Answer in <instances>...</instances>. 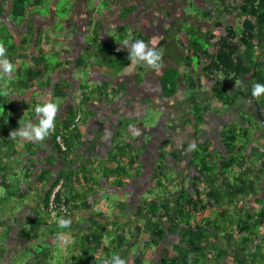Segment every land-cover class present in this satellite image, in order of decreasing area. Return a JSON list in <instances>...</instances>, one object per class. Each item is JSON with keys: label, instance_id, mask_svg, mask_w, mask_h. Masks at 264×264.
Wrapping results in <instances>:
<instances>
[{"label": "trees", "instance_id": "obj_1", "mask_svg": "<svg viewBox=\"0 0 264 264\" xmlns=\"http://www.w3.org/2000/svg\"><path fill=\"white\" fill-rule=\"evenodd\" d=\"M43 1H0V44L6 48V56L14 65L13 72L7 76L0 74V184L4 187L0 195V264H103L114 254L125 259L126 264H264V141L261 144L252 141L258 125L264 128V123L255 115L251 101L254 116L241 111L239 118L248 120L245 124L236 126L230 122L222 128L223 151L213 150L209 137L199 138L200 126L209 111L208 99L201 94V78L212 80L213 99L229 107L241 99L251 100L252 86L264 84V0H208L205 4L200 3L203 6L201 19L197 20L196 11L194 14L186 12L168 33V41L165 33L161 41L151 46L164 49L160 66L167 55L173 63L166 64L160 71L162 94L171 97L180 89V83L185 84V99L191 112L186 125L190 127L196 145L189 150V167L194 170L188 184L183 179L172 178L166 161L169 154L176 158V150L162 148L155 156L150 174L149 196H140L134 213L129 215L124 212L125 201H118L115 206L120 214L116 220H109L110 216L103 211L91 214L95 199H88V193L91 196L96 194L92 184L99 175L93 167V158L54 180L51 179V164L36 170L38 162L32 159L25 160L23 166L24 170L31 172L27 175L33 177V181L24 179L19 184L15 171L12 176L6 173L15 164H21V157L35 155L42 143H51L58 156L71 163V153L82 145V122L86 111L82 105L93 94L104 90L103 85L92 89L95 92L86 91L85 84L75 87L72 102L63 116L57 114L56 127L44 141L9 136L19 127V122H35L37 104L50 101L49 96L57 97L55 102L61 103L66 95L63 89L70 87L63 76H58L53 82L54 91L50 95L46 92L52 75L65 68L68 58H61L62 54L55 51L57 58L52 61L49 34L45 35L40 28L34 32L35 19L28 14L33 10L42 13L43 6L47 7V14L52 13L51 6L56 3L47 0L49 6ZM91 1H101L104 6L93 14H104L107 9L125 18L136 10L135 5L125 6L121 0ZM187 5L188 9L192 8L191 0ZM4 14L7 23L1 20ZM193 17L194 22L191 21ZM234 18L235 22L232 21ZM102 19L101 15L93 26L91 24L96 35V41L92 42L99 46L93 48L94 55L106 56L104 63L124 74L150 68L130 63L127 48L123 45L136 39L147 43V35L139 29L120 25L115 27L112 37L102 40ZM206 19L211 24H203L202 20ZM176 33L182 34L181 37H175ZM87 39L85 37L87 46L83 49L88 50L91 46ZM61 48L65 52L66 47ZM27 51L31 53L30 64H19L15 57L25 56ZM82 60L83 57L75 60L78 67L84 66ZM198 66L199 74L195 75ZM180 67L185 71H180ZM38 86L43 88L41 98L34 93ZM125 89V82H121L111 93L119 95ZM254 99L261 109L264 94ZM77 115L80 118L76 119ZM59 135L65 150H60L56 144ZM130 137H133L131 123L121 121L113 137L115 152H108L101 166V174L106 179L109 174L114 175L113 185L117 188H123L132 173H139L141 169L138 163L141 149L133 155L127 153L131 149ZM57 184L60 185L54 201L64 200L66 211L56 210L51 214L49 197ZM80 184L86 192L73 189ZM25 185L28 187L24 188ZM48 185L49 188L45 189ZM172 187L177 188L174 189L176 192L171 191ZM31 188L41 196L39 206L32 216L22 221L16 237L12 226L16 220L15 211L21 202L27 200ZM78 210H85L79 216L80 220L91 222L86 230L77 229ZM60 218H70L71 225L66 229L59 228L57 221ZM58 233L64 236L63 240L57 238ZM168 236H174L175 241L166 243L160 256H151L155 247L159 250V245ZM12 241L17 242V247L7 263L3 257L6 252L8 254L6 250ZM86 256L88 258L82 260Z\"/></svg>", "mask_w": 264, "mask_h": 264}, {"label": "crops", "instance_id": "obj_2", "mask_svg": "<svg viewBox=\"0 0 264 264\" xmlns=\"http://www.w3.org/2000/svg\"><path fill=\"white\" fill-rule=\"evenodd\" d=\"M197 1L202 2H199V5L194 7L195 9L193 6L192 8L190 7L187 12L194 14L196 11V18L198 20L201 17L203 11V6L200 3L205 4V1L208 0ZM88 18H90V14L88 15ZM93 18H96L95 14H93L91 19ZM88 21L89 20L87 19V22ZM93 21L94 20H92L91 23H93ZM191 21L194 22L195 18L193 17ZM232 21L235 22L236 19L234 18ZM177 23L178 21L176 24ZM202 23L209 25L211 24V21L206 19L202 20ZM168 28L169 30H167L166 36L167 41L170 38V34L168 33L171 31L173 26L169 25ZM84 29L85 25L82 26L80 31L84 33ZM114 33L115 27H113V29L108 32L102 30L100 39L103 40L110 38ZM181 35L182 34L180 33H176L175 37H181ZM82 36L84 41L86 36ZM156 42L152 44H155ZM24 55L25 56L22 57H15L16 61L21 65L28 63L31 53L27 51ZM97 55L100 56L99 53L95 56ZM64 57L65 56L62 55L61 58ZM100 57L102 59L101 62H93V65H88V67L91 75H93L91 76L93 80V84L91 85H94L97 89L103 85L104 90L101 93L96 92L93 94V96L87 100V103L82 105L84 109H86V111L84 110L85 113L82 122V145L71 153V156H73V161L71 163H67L58 156L55 146H52L51 143H42L37 149L35 155L30 154L29 156L21 157V164H15L12 170H7L6 173H9V175L12 176L11 173H14L15 171L17 174L16 177H19L18 172L24 170V161L27 159H32L33 161L38 162V164L35 165L36 170L43 165L51 164V179L54 180L61 174L64 175L67 173L69 170L78 169V166L86 159L93 158L95 160L93 167L99 175L97 177V181L92 184L96 194L91 196V194L88 193V199H95V204L91 209V214H94L96 211H103L105 214L110 216L109 220H116L120 214L118 207L115 206V204L117 205L118 201H125L124 212L129 215L134 213L137 205L139 204L138 198L140 196H149L148 189L150 187V174L154 167L155 156L158 154L159 150L164 148L166 141L169 142L171 148L168 150H176L175 159L172 158L170 154L167 156L166 162L170 168L169 175L175 179H183L182 181H184L185 184H188L189 176L192 175L194 170L193 168L189 167V145L195 141L194 137H192V131L190 127L186 125V120L191 115V112L189 109L190 105L185 99V84L180 83V89L171 97L164 96L159 86L160 71L164 69L166 64H173L169 55L163 59V66L155 68L158 70L156 72L155 69L146 67V71L134 70L127 74L107 66L106 63H104L106 56L101 55ZM69 60L64 69L52 75L51 84L48 86V89H46L47 95H50L54 91L53 82L57 80L58 76H63L66 81L70 83V87L63 89L66 95L63 101L59 103L60 107L58 114H61L62 116L64 110L74 98V83H76L75 85L77 86L84 84L83 82L79 83V79L80 73L82 75V73L85 71V68H83V66L78 67L74 59L71 61ZM28 64H30V62ZM72 69L78 70V73H72L71 76H69L73 79L71 81L66 76L64 71H67L68 73ZM199 70L200 66L195 67V75L199 74ZM180 71L183 72L185 69L180 67ZM121 82H125L126 89L119 95H113L111 93L112 90ZM200 83L203 90L201 91V94L205 99H208L209 111L207 112L203 124L200 126L199 138L201 140L204 138L207 139L209 137L213 142L212 149L214 148L215 150L221 152L223 151V143L221 138L222 128L230 122H234L236 126L245 124L248 120L241 119L239 117L241 111L243 112L242 114L254 116L252 114V103L249 98H245L241 99L239 102H237V104L231 107L222 105L212 97V91L210 89L212 80L201 78ZM42 89V87L38 86L37 89L34 90L35 95L41 98L43 95ZM49 97L51 99L50 101H52V99L54 101H58L57 97ZM147 106H152L158 111L159 114H161L158 125L152 128H143L141 121L139 122V119L142 116L143 107ZM260 111L263 116L264 106H262ZM220 115L224 117V120L210 121L212 118L211 116ZM124 120H129L131 123V129L133 131V137H130L129 139V145L131 146V149H129L130 152L127 153L128 155H133L134 153H139V149H141L138 160L141 169L139 173H132L129 183L124 185L123 188H117L113 185L114 175L109 174V176H107L108 179H106V177L101 174V166L105 162L107 153L111 151L115 152V141L113 140V137L117 127H119L121 121ZM258 126L259 129H257L253 134L252 141L256 144H261L264 141V128L260 125ZM207 129L212 131V135L210 132H207ZM154 134L158 136L157 140H155L153 137ZM50 160H52V162H50ZM20 177H22V174ZM28 179L29 181H33V177ZM23 187L25 188L28 186L25 185ZM47 188H49V185L45 187V189ZM73 189L80 193H82L83 190L86 192L82 184L73 187ZM171 191L176 192L174 191L173 187L171 188ZM40 199L41 196L37 194V191L31 188L27 200L25 202H21L19 208L15 211L16 220L12 224L14 236L17 235L16 237H18L17 231L20 228L22 221H25V217L32 216L34 214V210L38 209ZM84 212L85 210L77 211L75 224L79 230L88 229L91 223L90 220H84L83 218L80 220L79 216ZM87 213L89 214V212ZM260 231H262V227H260ZM70 232H72V230H69V233ZM173 237L174 236L166 237V240L159 245V250H157L155 247L151 253V256H160L162 249L167 246L166 243L169 244L175 241ZM69 239L70 236H68L67 240L69 241ZM62 252L63 251H61V253ZM75 253L77 252L75 251ZM86 258L88 257H83L82 260Z\"/></svg>", "mask_w": 264, "mask_h": 264}, {"label": "rangeland", "instance_id": "obj_3", "mask_svg": "<svg viewBox=\"0 0 264 264\" xmlns=\"http://www.w3.org/2000/svg\"><path fill=\"white\" fill-rule=\"evenodd\" d=\"M50 2V0H48ZM47 0L43 1V4H46V5H49ZM123 4H126V5H129V4H136L137 7L139 9L142 8V10L140 11V13L137 11V12H134L133 14H131L128 18V21H130L129 23H131L132 25H136L138 27H140L141 29H143L142 31H144L148 36H149V46L156 42L158 39H159V34L161 33V31H163V28L166 27V24L169 23V24H172L175 20L176 22L178 21L179 22V17L183 16L187 10H188V5H187V1L189 0H121ZM192 1V0H191ZM194 1V0H193ZM199 2L200 1H194L193 3V8L198 6L199 5ZM92 4L90 3H87L86 0H76L75 3H74V17H75V20L76 22L78 23H74L73 25H71V29L75 32H77V38L74 39V45L76 47V52H73V49L71 48H68V45L66 44V42H64V40L62 39H65V41H68L67 40V34L68 33V30H66V27L67 25L64 23V21L66 22L67 21V18L69 17V13L71 14L70 12V5L72 4V0H58L56 1V3L54 5H52L51 8L52 11L53 9L55 10V13H49L47 14L48 10H47V7L46 6H43L41 8V12L42 13H38L41 18V20H39L38 18V21H42V23H50L51 20H53V23H52V27H51V31L48 33L49 34V48H50V52L52 51L51 53V56H49L52 61H55L56 58H57V55H56V52L57 53H61V54H64V52H62V49L61 47H66V50L69 51V53H66L67 51L65 50V55H69L71 57V60H77L81 57H83V63H84V66L83 68H85V71L82 73H80V83L83 82L85 85H86V91H93L92 89L96 88L94 85H91L93 84V80H92V77L93 75H91L90 73V70H89V67L88 65L92 66L93 65V62H101V57L100 56H95L94 55V50L93 48L96 47V49H98V44L94 45L92 41H96V35L93 34V28L91 26V24L87 23V19H88V14H92L95 10L94 9H104V6H101V1H91ZM162 5H168L167 8L168 10L172 9L173 11V15L175 17V20H171V19H168V20H165L166 23L164 26H161L160 25V22H159V17L161 16V13H159V7L162 6ZM50 6V5H49ZM49 6H48V9H49ZM93 8V10L91 11L90 9ZM113 8V6H112ZM195 9V8H194ZM154 11L156 13H154ZM158 11V12H157ZM34 13H37L35 10H33ZM112 12V11H111ZM189 13V12H187ZM53 14H55V16H53ZM109 15L110 12H108ZM153 14V15H152ZM141 15V16H140ZM63 17L62 19L64 20L63 22H60L58 21V18ZM150 16H154L155 18L153 19V25L152 23L150 22V19L149 17ZM53 17V18H52ZM112 18H114L115 16H112ZM169 18V17H168ZM44 19H47V20H44ZM83 19V21H81ZM109 20V19H108ZM169 21V22H168ZM110 22V20H109ZM84 25H87V30H86V33H85V36L87 39V44L90 43V48L91 49H81L80 47H82V39H81V36L83 35V33L80 31V28H82V26ZM105 27H104V30L105 31H111L114 27V23H105ZM159 25L161 27H159ZM79 27V29H78ZM50 29V27H49ZM103 30V31H104ZM67 34V35H66ZM88 36V37H87ZM81 39V40H80ZM79 46V47H78ZM87 46V45H86ZM75 49V48H74ZM160 51L162 52V54L164 53V49L161 48ZM76 55V56H75ZM82 70V69H81ZM158 71L157 69H155V72ZM76 72L78 73V70H71L67 73V71H64V73L66 74V76L72 81L73 79L69 76H71L72 73H75ZM70 73V75H69ZM76 83H74V86L76 87L77 85H75ZM82 85V84H81ZM95 92V91H93ZM160 115L158 113V111L156 109H154L152 106H147V107H143V112H142V116L140 117L139 119V122L141 121V124H142V127L143 128H152V127H155L156 125H158L159 123V118H160ZM212 118L210 119V121H221V120H224V117L223 116H211ZM207 132L211 133L212 135V131L207 129ZM153 137L155 138V140H157V135L154 134ZM164 148L165 149H171L170 148V144L168 141L165 142L164 144ZM21 157V156H20ZM24 157V156H23ZM30 172V171H29ZM27 171L26 170H23V171H19L18 172V176L17 177L19 180V184L22 180L24 179H28L30 176L27 175ZM31 173V172H30ZM28 173V174H30ZM22 174V177H20V175ZM23 178V179H22ZM175 190L177 188H174ZM3 191H4V187L0 184V195L3 194ZM9 213H7L8 215ZM11 217V216H10ZM17 242L16 241H12L11 242V247L9 246V248L7 249V247H5L8 251V254L7 252L5 253L4 257L5 260L9 261L10 257H11V254L16 250V247L15 244ZM58 255V253H57Z\"/></svg>", "mask_w": 264, "mask_h": 264}, {"label": "clouds", "instance_id": "obj_4", "mask_svg": "<svg viewBox=\"0 0 264 264\" xmlns=\"http://www.w3.org/2000/svg\"><path fill=\"white\" fill-rule=\"evenodd\" d=\"M93 13L90 14L91 18ZM91 18H89V21ZM87 27L88 26L85 25V32L83 35H85ZM45 35H48V33ZM123 45L127 48L130 63L135 62L137 64H144L153 69L160 67L162 52L159 49L150 47L140 39L126 41ZM6 51V48L0 44V74L4 76H7L14 70V65L7 58ZM250 94L253 98L264 94V84L255 83L251 88ZM59 107V104L55 101H47L43 104H37L34 108L36 114L35 122H33V120H28L23 124H20L19 122V127L12 130L9 136L13 139L24 138L37 142L44 141L56 127V117L59 112ZM195 147V143H192L189 145V150H192ZM71 223L72 221L70 218H60L57 221L58 227L62 229L68 228ZM57 238L63 240L64 236L58 233ZM103 264H126V261L118 254H114L108 259H105Z\"/></svg>", "mask_w": 264, "mask_h": 264}, {"label": "flooded vegetation", "instance_id": "obj_5", "mask_svg": "<svg viewBox=\"0 0 264 264\" xmlns=\"http://www.w3.org/2000/svg\"><path fill=\"white\" fill-rule=\"evenodd\" d=\"M0 1H9V0H0ZM50 1H58V0H50ZM75 1L76 0H72V4L70 5V12H71V14L69 13V17L67 18V21L65 22L62 18H58V21H60V22H63L64 21V23L67 25V27H66V30H68V33L67 34H69V35H67V36H69V37H67V40L68 41H65V39H62V40H64V42H66V44L68 45V47L69 48H71V49H73V52H76L75 50H76V47H75V45H74V39L75 38H77V32H75V31H73L72 29H71V25H73L74 23H77L76 22V20H75V17H74V14H73V12H74V3H75ZM86 2L87 3H90V4H92L91 2H89V0H86ZM120 2H122V1H120ZM192 3H194V1H191ZM187 3V2H186ZM123 5H125V6H128V5H126V4H123ZM129 5H135L136 6V10L135 11H132L131 13H129L125 18H122V17H120V14H118V13H114V12H111V11H106L107 9H105L104 10V14H95V17L96 18H93L92 20H94L93 21V23L94 22H96V19L100 16L101 17V15L104 17V19H102L103 20V26H102V30H104V28L103 27H105L106 25H105V23H107V24H109L110 22L111 23H114V27H116V26H120V25H128L131 29H134V28H136V29H139L141 32H143L144 34H146L144 31H142L143 29H141L140 27H138V26H136V25H132L131 23H129L130 21H128V18H129V16L131 15V14H133L134 12H139L140 13V11L142 10V8L141 9H139L138 7H137V5L136 4H129ZM168 6V5H167ZM167 6L166 5H162V6H160L158 9H159V13H161V16L159 17V22H160V25L161 26H164L165 25V23H166V21L165 20H168V19H171V20H175V17H174V15H173V11H172V9H170V10H168V8H167ZM106 8V7H105ZM95 11H96V9H94ZM168 10V11H167ZM108 12H110V14L112 15V16H115L114 18H112L111 17V15H109L108 14ZM158 12V11H157ZM52 13H54L53 11H52ZM154 13H155V11H154ZM168 13V14H167ZM5 15V14H4ZM3 15V17L1 18V20H3L4 22H6L7 23V17H6V15L4 16ZM89 15V14H88ZM153 15V14H152ZM28 16L30 17V18H33V19H35L34 20V28H35V30H34V32H37L36 30H38L39 28L40 29H42L43 31H45L44 33L46 34V33H49L50 31H51V27H52V23H53V20H51V22L50 23H42V21H38V19L39 20H41V19H43V18H41V16L38 14V13H34V12H30L29 14H28ZM53 16H55V14L53 15ZM141 16V15H140ZM149 17V16H148ZM169 17V18H168ZM38 18V19H37ZM53 18V17H52ZM90 18H91V16H90ZM155 17L154 16H150L149 17V19H150V22L152 23V25H153V19H154ZM180 18V17H179ZM110 20V22H109V20ZM44 20H47V19H44ZM88 20H89V18H88ZM179 20V19H178ZM81 21H83V19L81 20ZM169 22V21H168ZM93 23H91L92 24V26H93ZM78 24V23H77ZM176 24V20L172 23V24H169V23H167L166 24V27L165 28H163V31H161V33L159 34L160 36H159V39L157 40V42L155 43V44H157L159 41H161V39H162V37H164V35H165V33L167 34V30H169V28H168V26L170 25H172V26H174ZM159 25V27H161ZM154 26V25H153ZM24 28H25V26H23ZM49 27H50V29H49ZM11 29H14V27L12 26V28ZM101 30V31H102ZM15 31H16V29H15ZM84 34V33H83ZM147 35V34H146ZM82 37L83 36H81V39H82ZM147 37H148V42L146 43V44H148L149 45V36L147 35ZM166 38V37H165ZM80 39V40H81ZM155 44H151L150 45V47L151 46H153V45H155ZM86 46V44L84 43V41H83V39H82V47H80L81 49H83V47H85ZM79 47V46H78ZM75 48V49H74ZM66 53H68V52H66ZM62 55H65V52H64V54H62ZM65 57H67L68 58V60L71 58L69 55H66Z\"/></svg>", "mask_w": 264, "mask_h": 264}, {"label": "built area", "instance_id": "obj_6", "mask_svg": "<svg viewBox=\"0 0 264 264\" xmlns=\"http://www.w3.org/2000/svg\"><path fill=\"white\" fill-rule=\"evenodd\" d=\"M79 116L77 115L76 116V119H78ZM56 142L57 144L59 145V148L61 150H65V144L61 138V136H57L56 137ZM60 184H57L55 187L52 188V191L50 193V197H49V208L48 210L51 212V214H54V212L56 210H59V211H62L63 213L66 211V206L63 204L64 200H61L60 202H55L54 199H55V194L58 190V187H59Z\"/></svg>", "mask_w": 264, "mask_h": 264}, {"label": "water", "instance_id": "obj_7", "mask_svg": "<svg viewBox=\"0 0 264 264\" xmlns=\"http://www.w3.org/2000/svg\"><path fill=\"white\" fill-rule=\"evenodd\" d=\"M250 95V98H251V101L253 103V107H254V111H255V115L257 116V118L262 122L264 123V117L262 116V113L259 109V106H258V103L256 102V100Z\"/></svg>", "mask_w": 264, "mask_h": 264}]
</instances>
